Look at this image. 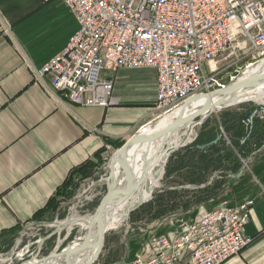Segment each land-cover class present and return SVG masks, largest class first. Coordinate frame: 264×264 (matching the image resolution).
Segmentation results:
<instances>
[{
	"label": "crops",
	"instance_id": "1",
	"mask_svg": "<svg viewBox=\"0 0 264 264\" xmlns=\"http://www.w3.org/2000/svg\"><path fill=\"white\" fill-rule=\"evenodd\" d=\"M37 9L45 14L33 17ZM77 30L74 15L60 0L49 3L0 0V264L21 262L15 252L27 236V229L55 227L47 237H39L37 243L49 241L63 223L53 222V226H48L40 221L57 216L85 182L97 176L96 180H104L103 194L95 196L102 198L106 193L108 162L113 153L162 114L157 107V75L151 68L118 71L112 92L113 103L108 107L71 105L49 95L44 84L49 85L50 78L44 77L43 86L35 79V73L66 47ZM211 120L219 122L220 117ZM256 130L261 134L258 145H249L251 152L241 158V168L236 172L215 170L205 182L207 185L216 182L220 187L211 200L216 206L206 207L201 214L223 202L238 205L255 201L250 214L251 224L243 230L251 243L223 264H264L263 121L256 120ZM191 137L193 141L195 135ZM222 137L220 135L217 140L222 139V145L217 147L233 149L227 134L224 133L225 140ZM189 144L180 149L179 174L184 178V184L195 183L194 179L199 180L205 171L203 165L196 168L185 160L192 151L186 148ZM201 148L206 153L205 147ZM98 161L87 177L75 173L87 163ZM70 178L72 185L64 188ZM88 188L91 189L90 185ZM185 188L187 186L181 187ZM196 188L204 190L205 186ZM64 191L65 194L60 195ZM75 208L74 205L71 210ZM38 216L43 218L37 219ZM80 217H71L66 222ZM43 247L38 249L36 258L43 252Z\"/></svg>",
	"mask_w": 264,
	"mask_h": 264
},
{
	"label": "built area",
	"instance_id": "2",
	"mask_svg": "<svg viewBox=\"0 0 264 264\" xmlns=\"http://www.w3.org/2000/svg\"><path fill=\"white\" fill-rule=\"evenodd\" d=\"M60 1L78 30L35 79L43 85L48 76L46 92L71 105L108 107L118 71L151 68L163 116L226 87L221 61L252 57L248 71L264 59V0ZM254 118L264 122V105L243 121L247 131ZM254 207V200L223 202L196 222L181 221L174 236H153L142 256L122 264H223L251 243L243 230Z\"/></svg>",
	"mask_w": 264,
	"mask_h": 264
},
{
	"label": "rangeland",
	"instance_id": "3",
	"mask_svg": "<svg viewBox=\"0 0 264 264\" xmlns=\"http://www.w3.org/2000/svg\"><path fill=\"white\" fill-rule=\"evenodd\" d=\"M44 14L45 13L43 12V10L37 9V11L33 13V17H40ZM251 61H253L252 57L244 56H238L232 59L221 61L218 65V69H220V83L229 85L231 83L230 77L236 75H240L241 77L245 76V74L247 73L245 67ZM261 104L262 103L250 101L248 103L237 104L231 107H223L220 108L221 110H217L215 111V113L209 116L210 118L206 119L204 123H207L209 127H213L215 123L211 120V118L213 117H221L223 114H226V112L238 110L241 105H245L249 108H252ZM202 125H199L195 128L193 132L195 138L186 148H191L192 143L197 138L196 136L201 133L200 130L202 128ZM220 130L222 131L221 136L224 137V133H227L224 131L223 128H220ZM219 138L220 135L212 144L217 145V143L219 142H217V140H219ZM225 142L229 144L227 140ZM208 148L209 147H205L203 150H206V153L202 152L201 148V153L199 151L196 156V150L191 148L192 151L191 154H189L190 160L187 162L190 165H194L196 168H199L198 166L202 165L205 168V165L208 163L210 157L212 155H215ZM180 149L176 150L175 153H172L169 159L173 155L174 157L177 154L180 156ZM221 149L222 148H220V150ZM199 154L202 155V158L198 157ZM214 166L215 165L210 166L211 168L209 171L202 170L204 172L202 174V177H200L199 180L194 179L195 183L192 182V184H184L185 180L181 177V174H179L180 170L176 173H172L170 177L165 178V167V174L161 181V185L158 189L154 191L151 199L145 204H143L141 207H139L137 210L132 212L133 216L131 217L130 215V217H128V219L121 225V227H119L118 229L110 230L107 233L104 250L100 256L99 261L96 264H122L123 262L134 260L136 257L142 256L144 254L147 244L153 236H174L179 232V226L181 221H198L203 215L201 214V210H205L208 207L213 208L214 205L216 206V203H213L214 201L212 202L211 200L217 192L216 189L219 188L220 185L216 184V182H213L211 185L205 184L207 177H209L210 174L215 171L214 169L216 168H213ZM218 170L222 171L226 169H222L221 167ZM98 177L99 176H97L96 178ZM96 178L93 180H89L83 184L82 188L77 192L76 196L67 204L63 205L64 209L59 212V214L57 215L58 217L48 216L45 217V221L40 222L46 223L48 226H53V222L66 223L67 219L74 216H81L80 218H84L87 214H90L92 216L95 213L101 200V198L96 199V197H99L101 194H103V188L105 186L103 185L104 180H96ZM92 182L94 183L92 184ZM88 185H90L91 189L88 188ZM185 186H187V188L181 189V187ZM199 186H205V188H203L204 190L196 188ZM85 190H87L86 196L84 195ZM74 205L76 208L74 211H72L71 208ZM54 228H45L44 226H39L32 229H27V231L25 232L27 236H25V238L23 239V243L15 252L16 256L18 255L19 257L20 255L19 259H21V262L15 261L14 263L13 261V263L21 264L26 260L34 258L37 255V252L39 251L38 249L43 245V252H40L42 255L40 254L39 258L35 257L36 259H41L43 254L45 256L48 255L53 249L57 247L58 244L62 245V248H64L69 244L71 245L79 238H82L86 233L85 229L82 226H74L72 227L70 232L67 231L68 228H66V230H64L63 232H59L58 234L53 235V237L49 241L45 242V244L43 242L41 243V245L37 243L40 238H45L50 235L54 231ZM31 242H33L34 244L30 245ZM26 245L30 246L25 247ZM12 255L13 252L9 255V257ZM6 263L13 264L10 262Z\"/></svg>",
	"mask_w": 264,
	"mask_h": 264
},
{
	"label": "water",
	"instance_id": "4",
	"mask_svg": "<svg viewBox=\"0 0 264 264\" xmlns=\"http://www.w3.org/2000/svg\"><path fill=\"white\" fill-rule=\"evenodd\" d=\"M262 87H264V59L256 65L254 71L250 74L241 77L226 87L187 100L182 105V109L175 121L169 126L161 130H154L150 134H147L144 127H142L121 149L115 151L109 159L106 193L101 198L92 216L79 219L86 224V227H83L86 231L85 235L64 248L58 244L55 249L41 259L32 258L22 264H32L34 262H37L36 264H55V261H57L56 264H96L104 250L107 233L110 231L109 222L111 216H109V211L121 203H132L139 188L145 185L144 179L137 177L135 166L131 163V151L134 150L135 153L132 159H135L136 152L145 145L148 146L155 141L161 140V146L165 147L167 139L176 131L182 128L194 130L197 126L202 125L216 110L250 101L247 98V94ZM215 98L219 99L216 101ZM202 99L205 100L202 106L193 112H186L189 106ZM157 120L147 126H153ZM174 152V147H168L167 145V162ZM141 158L143 161L142 171L143 175H145L150 169V163L145 155H142ZM146 202L140 201L132 205L128 216L130 217L132 212ZM70 225L73 224L69 223V221L61 224L55 234L61 232L62 229L71 227Z\"/></svg>",
	"mask_w": 264,
	"mask_h": 264
},
{
	"label": "bare ground",
	"instance_id": "5",
	"mask_svg": "<svg viewBox=\"0 0 264 264\" xmlns=\"http://www.w3.org/2000/svg\"><path fill=\"white\" fill-rule=\"evenodd\" d=\"M255 67L256 65L250 67L245 75H248L252 71H254ZM247 98L257 103H264V87L259 88L258 90L247 94ZM218 99L219 98H215L216 101ZM204 101L205 100L202 99V100H198L194 102L191 106L187 108L186 112L190 113V112H193L194 110H197L200 106L204 104ZM181 109L182 108L159 117L157 122L154 123L153 126L152 125L147 126L150 124L149 123L144 127V130H146L147 134H150L154 130H161L169 126L175 121ZM218 110H221V109H218ZM194 130H192L191 128L190 129L182 128L176 131L174 134L170 135V137L167 139L168 147L173 146L176 151L182 148L184 145L189 144L192 141L191 136L193 135L192 133L194 132ZM161 145H162V141L158 140L152 143L151 145L143 146L142 149L136 152L135 159H132L135 152L134 150L131 151V163H133L135 166L137 177L139 178L142 177L144 179L145 185L139 188V191L136 193L134 200L132 202L133 204L124 202L109 211V216H111V220L109 222L110 230L118 229L119 227H121V225L128 219L129 217L128 212L131 210L132 205H135L136 203L140 201L146 202L153 196L154 191L160 187L161 181L163 179L164 172H165L164 169L167 163V158H168V155L166 153L167 145H165V147ZM142 155H145L146 159L150 163V169L145 175H143V171H142V167H143V161L141 158ZM79 219L80 218H75L74 220L69 221V223L73 224V225H70L71 226L70 230L72 229V226L74 227L75 224H77L76 226L86 227V224ZM18 258H20V255ZM36 263L37 262H34L32 264H36ZM56 263L57 261H55V264Z\"/></svg>",
	"mask_w": 264,
	"mask_h": 264
},
{
	"label": "trees",
	"instance_id": "6",
	"mask_svg": "<svg viewBox=\"0 0 264 264\" xmlns=\"http://www.w3.org/2000/svg\"><path fill=\"white\" fill-rule=\"evenodd\" d=\"M257 107L249 108L248 106L241 105L238 110L226 112V114H223L220 117L219 122H215L213 127H209L207 123H204L201 128V133L198 135L196 140L192 143L191 148L196 150V154L201 153V147H209L208 149L212 151L214 156L212 155L208 161V163L205 165L204 170L208 171L210 170V166L215 165L213 168H216L214 170H218L222 167V169L231 170L232 172L238 171L242 166L241 157H244V155H248L251 151L248 147L249 145L255 144L258 145V140L261 134L258 130H256V118L253 119V125L252 129L247 131L245 125H243V121L247 118L251 117V114L258 110ZM220 128H223L224 131L227 133V135L230 137V144L233 146V149H224L221 147L217 148V145H220L223 141L222 139L217 143V145H213L212 143L216 140V138L221 135ZM264 134V131L262 132ZM225 143V142H224ZM115 145L121 146L122 143H116ZM222 145V144H221ZM245 150V153L243 152ZM240 155V156H239ZM100 156V154L98 155ZM199 158H202V155H198ZM177 159V160H174ZM185 160H190V157H186ZM101 161V160H100ZM98 163H92L89 162L87 165L80 167L75 173L82 174V176L87 177L89 174L88 171L91 168L96 167ZM177 161V162H176ZM179 161V162H178ZM179 163V164H178ZM229 163V165H228ZM180 156L177 154L174 155L169 159L167 166H166V174L165 178L170 177L172 173H176L180 170ZM87 175V176H86ZM73 179H68L63 187H69L72 185ZM64 195L65 191L63 193H60V195ZM54 202L51 201V204ZM97 204V203H96ZM56 206V205H55ZM54 206V207H55ZM133 216V213L131 214V217ZM43 216H38L37 219H42ZM39 220V221H40Z\"/></svg>",
	"mask_w": 264,
	"mask_h": 264
}]
</instances>
